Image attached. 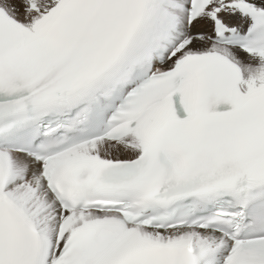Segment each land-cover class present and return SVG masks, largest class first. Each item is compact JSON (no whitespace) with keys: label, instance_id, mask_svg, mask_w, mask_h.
Listing matches in <instances>:
<instances>
[{"label":"snow or ice","instance_id":"obj_1","mask_svg":"<svg viewBox=\"0 0 264 264\" xmlns=\"http://www.w3.org/2000/svg\"><path fill=\"white\" fill-rule=\"evenodd\" d=\"M0 264H264V0H0Z\"/></svg>","mask_w":264,"mask_h":264}]
</instances>
